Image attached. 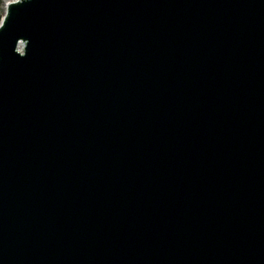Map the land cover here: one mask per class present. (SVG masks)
I'll use <instances>...</instances> for the list:
<instances>
[{
  "label": "water",
  "instance_id": "water-1",
  "mask_svg": "<svg viewBox=\"0 0 264 264\" xmlns=\"http://www.w3.org/2000/svg\"><path fill=\"white\" fill-rule=\"evenodd\" d=\"M0 264H264V0H6Z\"/></svg>",
  "mask_w": 264,
  "mask_h": 264
},
{
  "label": "rangeland",
  "instance_id": "rangeland-1",
  "mask_svg": "<svg viewBox=\"0 0 264 264\" xmlns=\"http://www.w3.org/2000/svg\"><path fill=\"white\" fill-rule=\"evenodd\" d=\"M5 3V0H4ZM4 3L1 5V9H0V20H1V16L3 15L2 12H4Z\"/></svg>",
  "mask_w": 264,
  "mask_h": 264
},
{
  "label": "trees",
  "instance_id": "trees-1",
  "mask_svg": "<svg viewBox=\"0 0 264 264\" xmlns=\"http://www.w3.org/2000/svg\"><path fill=\"white\" fill-rule=\"evenodd\" d=\"M4 3V0H0V9H1V5ZM3 14V12H2Z\"/></svg>",
  "mask_w": 264,
  "mask_h": 264
},
{
  "label": "built area",
  "instance_id": "built-area-1",
  "mask_svg": "<svg viewBox=\"0 0 264 264\" xmlns=\"http://www.w3.org/2000/svg\"><path fill=\"white\" fill-rule=\"evenodd\" d=\"M6 1V0H5Z\"/></svg>",
  "mask_w": 264,
  "mask_h": 264
}]
</instances>
